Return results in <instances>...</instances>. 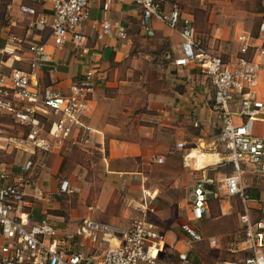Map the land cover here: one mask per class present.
Returning <instances> with one entry per match:
<instances>
[{"label": "crops", "instance_id": "0c3cea01", "mask_svg": "<svg viewBox=\"0 0 264 264\" xmlns=\"http://www.w3.org/2000/svg\"><path fill=\"white\" fill-rule=\"evenodd\" d=\"M43 1L47 14H39L36 20L43 16L50 23V5L47 0ZM13 2H19L18 8L27 19L37 11L32 3ZM103 2L90 1L89 20L79 29L85 37L81 50L75 49L70 41L65 42L62 49H55L48 40V28L39 33L34 28V21L25 27L21 36L16 35L27 42H47L46 49L52 61L36 72L37 80L43 85L66 94L71 83L87 70L94 71L97 85L92 97L93 112L84 120L87 130L72 134L60 150L38 155L33 169L23 174L27 182L24 211L32 220L45 218L51 222L59 230L57 237L65 240L68 251L85 253L92 252L93 244L86 235L78 233L83 218L126 227L146 205L153 208L150 218L157 213L156 197L159 199L166 192L162 182H175L173 187L178 189L184 182H191V189L199 178H210L215 184L208 188L217 194L210 198L219 201L223 215L235 204L241 205L240 213L246 211L252 219L264 218V184L257 188L252 186L247 198L229 197L221 186V168L230 163H226L224 150L217 142L219 122L211 108L213 88L209 80L196 65L154 62L158 54L160 59L178 56V33L154 19L155 36L147 37L142 33L139 7L131 0H111L106 11H103ZM214 2L212 6L204 5L200 9L204 10L203 20L211 30L209 41H219L227 46L226 51L231 56L226 61H234L239 55L238 36L241 33L246 34L250 43L248 55L258 46L264 47V38L259 33V25L264 22V0ZM22 7H29L33 12L23 11ZM198 9L184 7L181 11L194 23L200 19ZM102 19L112 25H124L128 37L118 39L113 32L100 38V27L94 21ZM3 33L4 30L0 31L1 36ZM17 54L18 60L11 56L6 64L12 63L13 67L29 71L25 49ZM2 69L8 71L6 66ZM257 89L264 96V59L258 73ZM254 131L264 135V118L256 122ZM181 141L184 146L179 148L177 143ZM201 141L204 144L200 145ZM190 144L194 145L188 146ZM209 144L210 148L206 149ZM24 157V153L18 155L20 160L14 165L16 174L21 173L18 165ZM250 176L255 178L249 182H264V173H251ZM234 199L238 202L232 205ZM223 215H217L207 224L206 230L212 234L207 237L217 238L216 247H211L206 239L190 241L184 233L179 234L173 229L163 231L153 223L165 241L158 264L177 261L178 252L189 253L195 243L205 241L209 249L219 248V238L229 231L227 225L224 226L228 218ZM208 217L210 209L209 215L199 223ZM218 219L221 224L218 223L214 232L210 225ZM119 237L109 239L106 236L94 245L107 247L116 243ZM242 238L236 241V246H240ZM166 248L174 253V257L171 253V258L164 262Z\"/></svg>", "mask_w": 264, "mask_h": 264}, {"label": "built area", "instance_id": "2783aa9c", "mask_svg": "<svg viewBox=\"0 0 264 264\" xmlns=\"http://www.w3.org/2000/svg\"><path fill=\"white\" fill-rule=\"evenodd\" d=\"M91 0H47L51 22L43 16L34 22L39 33L49 30L48 40L55 49H62L70 41L75 49H82L85 40L80 26L89 20ZM139 7L140 25L145 36H153L154 19H159L180 37V52L173 60L175 66L196 65L209 80L213 93L211 108L219 122L217 142L224 150L226 163L232 172L222 178V187L229 197L247 198L242 184L245 170L264 173V135L256 134L255 124L264 118V96L258 92V73L264 59V47L258 46L248 55L250 43L245 33L238 36L239 55L234 61H225L202 47L196 38L193 20L183 16L175 2L167 0H131ZM111 0H104L106 11ZM23 11L33 12L29 7ZM100 27L99 37L116 34L118 39L128 37L122 24L112 25L106 19L95 20ZM264 38V22L259 25ZM47 42L26 41L9 34L0 44V148H12L17 155L25 154L18 165L0 168V264H158L165 248L164 236L149 220L152 206H144L126 227L106 221L83 218L78 233L92 242V252L68 251L65 240L57 237L59 230L47 219L32 220L24 211L26 205L24 173L35 166L37 156L63 148L72 134L87 130L84 120L93 112L92 97L96 91V76L87 70L71 83L66 94L43 85L36 72L51 61ZM25 49L29 71L6 64L17 52ZM8 67L4 72L2 67ZM182 148L184 142H178ZM20 159H18L19 161ZM17 164L14 162V165ZM210 178H199L192 185L186 219L180 229L190 241L202 240L197 224L209 215L208 200L216 196L209 185ZM244 231L239 247L232 253H241L232 260L217 264H264V218L252 219L243 211L239 215ZM116 243L100 248L94 245L106 236ZM211 247L217 246L215 236L208 237ZM244 252V253H243ZM167 264H209L191 261L188 253L178 252L177 261Z\"/></svg>", "mask_w": 264, "mask_h": 264}, {"label": "rangeland", "instance_id": "374dc122", "mask_svg": "<svg viewBox=\"0 0 264 264\" xmlns=\"http://www.w3.org/2000/svg\"><path fill=\"white\" fill-rule=\"evenodd\" d=\"M167 1L170 3L175 2L182 10L184 9V7H188L190 9L199 8L198 9L200 10L199 22L195 21L193 23L196 30L197 41L199 40L200 45L205 49H209L215 54L220 53V55L223 57L225 61L230 59L231 55L229 54V52L226 51L227 48L226 45L221 44L219 41L218 42L209 41L211 30L208 27L207 23L203 20L204 10L200 9L203 8L204 5H206V7H210L214 5L215 4L214 0H167ZM28 3H32L35 6V9L37 10L30 19H27L24 13L19 10L18 8L19 2L16 3L13 2V0H0V31L4 30L3 35L2 36L0 35V44H3L2 41H4V37H6L8 34L12 33L21 36L22 35L21 33L26 31L25 27L27 26L29 27L30 23H32L33 21L35 22L39 14L41 13L47 14V10L44 9L43 0H33V1L21 0V4H28ZM12 23H15V25H13ZM45 35L46 33L44 34V36ZM154 36L155 34L153 36H147V37L152 38ZM161 50L163 52H166L165 49H161ZM222 50H224V52ZM153 55H155V53H153ZM158 55H155L154 62L161 64L162 63L167 64L169 62H172V64H174L173 63V60L175 58L174 56H172L170 59H160ZM201 144H204V142L201 141L200 145ZM193 145L194 144H190L188 146H193ZM207 146L208 147H206V149H209L210 144ZM20 153L21 152H19V154ZM18 155H17V151L12 148H8V147L7 149L0 148V168L14 166V162L16 163L18 162L19 159ZM229 172H231L230 165L228 164L223 165L221 168L222 178L225 174H228ZM250 174L251 173H249L248 170H245V172L242 175V184L244 186V192L246 195L250 194L249 190H252L253 187L257 188L259 184H264V182H249L251 178L252 179L255 178V177H251ZM189 183L191 182H184L181 185L182 187L178 189L177 187L176 188L173 187L175 182H162L163 190L166 192L165 194L162 195V197H159V199L158 197H156L157 205H155V210L157 213L151 215L149 218L150 221L156 224L161 230L171 231V229H173L177 231V233L183 234V231L180 229L179 226L185 220L186 217L187 204L189 201V194H190ZM236 202H238V199H234L232 205ZM218 204H219L218 200L210 198L209 200L210 217L205 219L203 222L199 223V225L197 226L203 239L207 240L208 239L207 236L212 235L206 229H208V225L211 223L213 218H215L217 215L219 216L223 215L222 212L219 210ZM159 209L162 210L158 214ZM241 210H242L241 205L239 207V205H235V204L232 206V208L225 210L227 214L223 216H226L228 219L224 226L227 225L229 231L225 235H222L219 238L220 239L219 248L209 249L205 241L200 243H195L191 248L189 247L190 251L189 253L187 252L189 258L190 259L192 258L193 260L196 261H203L209 264H217L225 259L232 260L239 257L241 253L238 252L232 253L231 250L238 248V246H236V241L242 236H244L243 229L238 225V213H240ZM215 221L216 222L213 221L212 224L210 225L211 230H213L214 232L217 230L216 228H218V223L221 224L219 219ZM179 238L180 237H178V239ZM183 241L185 242L186 239L185 240L183 239ZM164 252H165V256H163V261L165 262L166 260L171 258L172 252L170 253V251H168V248H166ZM172 257H174V253H172Z\"/></svg>", "mask_w": 264, "mask_h": 264}, {"label": "trees", "instance_id": "16d2710c", "mask_svg": "<svg viewBox=\"0 0 264 264\" xmlns=\"http://www.w3.org/2000/svg\"><path fill=\"white\" fill-rule=\"evenodd\" d=\"M180 10H182V9L180 8ZM13 169H14V171H16V167H13Z\"/></svg>", "mask_w": 264, "mask_h": 264}, {"label": "bare ground", "instance_id": "6f19581e", "mask_svg": "<svg viewBox=\"0 0 264 264\" xmlns=\"http://www.w3.org/2000/svg\"><path fill=\"white\" fill-rule=\"evenodd\" d=\"M211 156L215 158V155H211ZM214 158H213V159H214Z\"/></svg>", "mask_w": 264, "mask_h": 264}]
</instances>
